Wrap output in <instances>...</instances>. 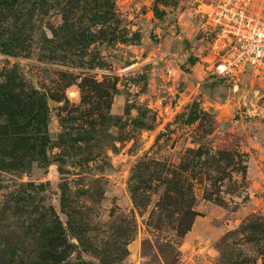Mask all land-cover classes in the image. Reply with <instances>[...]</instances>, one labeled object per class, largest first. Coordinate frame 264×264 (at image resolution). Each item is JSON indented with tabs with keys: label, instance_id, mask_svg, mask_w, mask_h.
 <instances>
[{
	"label": "rangeland",
	"instance_id": "rangeland-1",
	"mask_svg": "<svg viewBox=\"0 0 264 264\" xmlns=\"http://www.w3.org/2000/svg\"><path fill=\"white\" fill-rule=\"evenodd\" d=\"M210 1L0 0V264H264V73H215Z\"/></svg>",
	"mask_w": 264,
	"mask_h": 264
},
{
	"label": "built area",
	"instance_id": "built-area-1",
	"mask_svg": "<svg viewBox=\"0 0 264 264\" xmlns=\"http://www.w3.org/2000/svg\"><path fill=\"white\" fill-rule=\"evenodd\" d=\"M212 1L197 6L196 12L213 33L215 73L235 76L247 68L264 73V16L243 8L238 0Z\"/></svg>",
	"mask_w": 264,
	"mask_h": 264
},
{
	"label": "trees",
	"instance_id": "trees-1",
	"mask_svg": "<svg viewBox=\"0 0 264 264\" xmlns=\"http://www.w3.org/2000/svg\"><path fill=\"white\" fill-rule=\"evenodd\" d=\"M34 94L37 95L36 92H34L33 95ZM10 115L11 116H10V121H9V123H10L9 124V130H10L11 136H12L10 141L13 144L19 142L18 144L24 146L25 145L24 143L26 140V137H24L25 136V130L24 129H25L26 123L24 124V121L20 119L21 116L19 115V111L18 112L13 111L12 113H10ZM171 179H173V178H169V179H167V181H170ZM62 208H64V207H62ZM63 210H64L63 213L65 214V216L67 218L65 223L68 224L72 220V214L74 213V210H68V209L67 210L63 209ZM57 222L62 223V220H60V218L58 216H57Z\"/></svg>",
	"mask_w": 264,
	"mask_h": 264
}]
</instances>
